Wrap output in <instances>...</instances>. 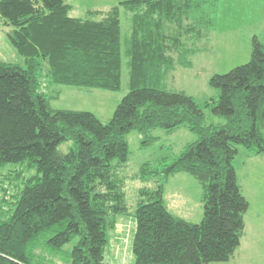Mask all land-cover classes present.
Segmentation results:
<instances>
[{
    "label": "trees",
    "instance_id": "16d2710c",
    "mask_svg": "<svg viewBox=\"0 0 264 264\" xmlns=\"http://www.w3.org/2000/svg\"><path fill=\"white\" fill-rule=\"evenodd\" d=\"M194 6V0H125L73 17L66 0H0L3 24L13 27L8 38L23 57L0 60V264H109V231L129 213L121 172L127 134L182 125L198 139L171 161L142 164L137 177L191 174L203 188V218L193 223L174 215L163 182L140 188L134 264H208L234 255L250 205L235 159L240 147L264 154V41L254 36L247 63L211 78L220 94L204 107L225 122L206 124L192 96L158 87L176 59L189 65L194 49L187 40L204 36L186 23ZM121 8L130 14L125 41ZM123 52L130 91L107 124L89 110L51 106L59 97L49 94L51 83L120 90ZM7 164L21 166L5 174ZM8 179L16 193H9Z\"/></svg>",
    "mask_w": 264,
    "mask_h": 264
},
{
    "label": "rangeland",
    "instance_id": "374dc122",
    "mask_svg": "<svg viewBox=\"0 0 264 264\" xmlns=\"http://www.w3.org/2000/svg\"><path fill=\"white\" fill-rule=\"evenodd\" d=\"M79 1L84 5H89L93 0ZM101 1L107 7L118 3L115 0ZM74 6L79 16L86 15V12H82L81 4L78 7L76 4ZM203 7L200 11L195 9L189 11L186 18V23L196 20L201 22V25L197 26L204 33L200 39L187 40L188 46L194 49L186 57L189 65L180 64L176 59L174 69L165 74L158 87L173 92L183 91L192 96L204 109L206 124H221L225 122V118L214 115L209 108L204 107L207 101L218 98L220 94L219 89L210 84V80L215 74L227 73L234 67L247 63L251 59L254 36L264 41V0H220L219 4L214 0H206ZM129 17L130 14L121 8L123 41L130 35ZM12 29V26L3 24L0 16V60L22 62L23 57L8 38V33ZM171 53L177 58L176 52L171 51ZM127 60L123 52V77L120 90L79 88L51 83L49 94L58 93L59 95L52 99L51 106L56 109L89 110L107 124L123 97L130 91ZM149 138L154 139L147 144L144 143V140ZM197 139L198 136L185 125L173 131L155 128L147 135L136 130L127 134L129 159L121 172L127 177L129 213L120 218L115 231H109V243L105 252V258L109 264H134L135 262L133 253L136 231L134 211L139 189L142 187L154 189L163 182L164 198L169 210L187 221L201 222L204 215L203 188L194 176L187 172H177L166 181L160 178L143 180L137 177L142 164L146 162L156 164L164 158L171 161L188 143ZM71 145L72 142L68 141L61 144L59 148L62 151H68ZM262 155H251L246 148L240 147L235 159L239 182L250 204L245 214L244 233L246 234L241 239L243 249L237 251L235 258L231 257L228 261H215L208 264H247L248 261L260 264V261H264V257L258 253L262 241L260 230L256 231V228L260 227L261 220H264V157ZM20 166V164H7L5 167L7 170L4 173L12 171L11 169H20ZM8 180L11 182L10 179ZM5 184L10 194L16 193L17 183L7 182ZM123 219L125 222L121 221ZM76 240L77 238L68 243L64 249L67 252L71 251ZM250 251H253L255 255L252 256V260L247 258Z\"/></svg>",
    "mask_w": 264,
    "mask_h": 264
},
{
    "label": "crops",
    "instance_id": "0c3cea01",
    "mask_svg": "<svg viewBox=\"0 0 264 264\" xmlns=\"http://www.w3.org/2000/svg\"><path fill=\"white\" fill-rule=\"evenodd\" d=\"M69 4H70V6H71V9H70V15L71 16H73V17H81V16H79L78 15V13L76 12L77 10H74V8H75V6H74V4H76L77 5V7L79 6V4H81L82 5V12H86V14L90 11V10H95V9H98V10H107V9H109V8H111V7H113L114 5H108V7H107V5H105L104 3H102V1L101 0H93V1H91L90 3H89V5H84V4H82V3H80V1L79 0H76V1H73V0H66ZM115 1H117L118 3L119 2H121V1H125V0H115ZM196 1H198V2H196ZM215 1V3H217V4H219V2H220V0H214ZM75 2V3H74ZM205 2H206V0H203L202 2H200V0H194V8H192V10L193 9H195L196 11H200V10H202L204 7V5H205ZM117 3V4H118ZM117 4H115V5H117ZM76 7V8H77ZM191 11V10H190ZM86 15H82V17H85ZM130 18V17H129ZM192 24H195V25H201V22H199L198 20H196V21H192L191 22ZM262 157H264V154L262 155ZM236 172H237V175H238V170L236 169ZM238 182H239V177H238ZM239 184H240V182H239ZM240 186H241V184H240ZM242 187V186H241ZM242 189V188H241ZM243 192V191H242ZM166 201V200H165ZM167 204V203H166ZM122 222H125L124 221V219L123 220H121ZM120 222H118V224H119ZM118 226V225H117ZM245 226H246V224H245ZM117 229V228H116ZM257 230H260V238H262V241L260 242V250L258 251V253L261 255V257H264V220H261V222H260V227H257L256 228V231ZM244 232H245V230H244ZM244 234H246V233H244ZM244 234H243V236H244ZM241 249H243L242 248V241H241V244H240V246L238 247V249L236 250V252L234 253V255L232 256V257H236L235 255H236V253H238L237 251H240ZM251 253H245L246 255H247V258H249L250 260H252L253 258H252V256H255L252 252L253 251H250ZM256 262V261H255ZM251 263L252 264H254V261H251ZM250 263V261H248L247 262V264H251ZM259 264V263H258ZM260 264H264V261H260Z\"/></svg>",
    "mask_w": 264,
    "mask_h": 264
}]
</instances>
